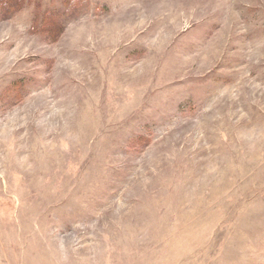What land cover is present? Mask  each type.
<instances>
[{
  "label": "rangeland",
  "instance_id": "1",
  "mask_svg": "<svg viewBox=\"0 0 264 264\" xmlns=\"http://www.w3.org/2000/svg\"><path fill=\"white\" fill-rule=\"evenodd\" d=\"M16 2L0 264H264V0Z\"/></svg>",
  "mask_w": 264,
  "mask_h": 264
},
{
  "label": "trees",
  "instance_id": "2",
  "mask_svg": "<svg viewBox=\"0 0 264 264\" xmlns=\"http://www.w3.org/2000/svg\"><path fill=\"white\" fill-rule=\"evenodd\" d=\"M5 1H11L12 2V0H5ZM25 2H24V0H17V2L16 3H14V6L15 7H17V6H19V5H21V4H24ZM56 22H59L60 24H61V21H60V19H56Z\"/></svg>",
  "mask_w": 264,
  "mask_h": 264
}]
</instances>
